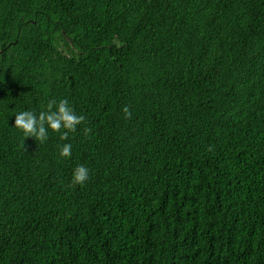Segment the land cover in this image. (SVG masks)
<instances>
[{
    "label": "trees",
    "instance_id": "1",
    "mask_svg": "<svg viewBox=\"0 0 264 264\" xmlns=\"http://www.w3.org/2000/svg\"><path fill=\"white\" fill-rule=\"evenodd\" d=\"M0 264H264V0H0Z\"/></svg>",
    "mask_w": 264,
    "mask_h": 264
},
{
    "label": "clouds",
    "instance_id": "2",
    "mask_svg": "<svg viewBox=\"0 0 264 264\" xmlns=\"http://www.w3.org/2000/svg\"><path fill=\"white\" fill-rule=\"evenodd\" d=\"M125 118L131 117L128 106L122 109ZM83 115H77L70 106L69 101L62 99L57 104L55 101L47 105L46 111L37 115L34 111L22 110L15 115L13 127L20 130L25 137H34L44 142L48 137V131L59 132L62 128V138L67 139L68 132H75L77 126L84 121ZM71 144H64L60 149V156L68 158L71 155ZM89 179V169L84 165L77 166L72 173V183L83 185Z\"/></svg>",
    "mask_w": 264,
    "mask_h": 264
}]
</instances>
